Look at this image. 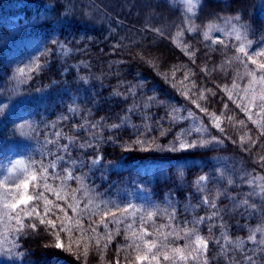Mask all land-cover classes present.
Returning <instances> with one entry per match:
<instances>
[{"label": "trees", "instance_id": "trees-1", "mask_svg": "<svg viewBox=\"0 0 264 264\" xmlns=\"http://www.w3.org/2000/svg\"><path fill=\"white\" fill-rule=\"evenodd\" d=\"M190 16L194 32L168 0H0V151L28 146L17 189L35 179L0 243L22 264H264V114L222 91L264 73V0ZM225 18L253 53L202 35ZM137 186L152 201L125 209Z\"/></svg>", "mask_w": 264, "mask_h": 264}, {"label": "rangeland", "instance_id": "rangeland-1", "mask_svg": "<svg viewBox=\"0 0 264 264\" xmlns=\"http://www.w3.org/2000/svg\"><path fill=\"white\" fill-rule=\"evenodd\" d=\"M168 1L173 5L180 7L185 13L186 19L190 18V15L197 11V8L201 2V0ZM140 5L143 8H146L145 3L141 2ZM143 13L148 14L150 12L147 10L145 12L143 11ZM15 18L16 17H12V20H15ZM185 23L187 31H195V27L190 19H187ZM9 25L12 26V23L10 22ZM202 33L207 41L216 43V40H219L220 37L232 39L231 41H234V48H236L237 51L239 50L240 53H244V50H246L249 55L253 53L250 44L244 38V32L242 31L239 22H237L234 18H225L220 23L213 24L211 27L209 26V28H206ZM179 37H183V34L181 33L177 35L173 42L178 49L180 43H177V41ZM180 49H182V47H180ZM254 52L256 53V49ZM254 57H252L251 60L255 59ZM222 91L224 92V97L226 99L235 101L233 102L234 105L237 103L241 106V108L245 111V116L249 120L251 119L254 121L264 114V73L256 74V76L250 79L248 84H244L243 86L234 84L224 87ZM208 116L211 118H209V120L214 123V126H216V114H208ZM194 144L195 143H190L189 145L188 142L184 140L179 142L176 147L186 149L187 147L193 146ZM26 150H28V146L23 145V152H18L14 149L0 151V222L4 216L6 220H19L18 215L13 214V212H15V208L18 205L27 203L30 200L27 190L29 188L30 182L35 180L32 175L27 181L22 183L21 191L17 189L20 185V178L25 174L26 171L29 170L24 159V152ZM98 162L99 160L97 163ZM120 168H124L122 163H115L113 165V169ZM141 171L145 174H148L149 177H153L155 174L162 175L165 173L164 166L157 162H150L144 165L141 167ZM204 179L205 178H203V181ZM6 189L13 190L16 193H13L11 197H8V195L4 192ZM18 192H20V197L16 199ZM126 196L127 199L124 206L125 209L134 207L137 202L142 200L152 201L150 193L142 186H137L130 192L126 193ZM7 212L11 214L6 215ZM1 224L2 223H0V225ZM14 260H17V264H22L19 260V257H17L15 254V251L12 250V246L6 244L5 241H2L0 243V264H15Z\"/></svg>", "mask_w": 264, "mask_h": 264}]
</instances>
